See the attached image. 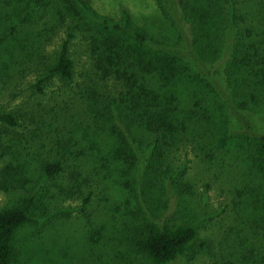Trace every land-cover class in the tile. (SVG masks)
Masks as SVG:
<instances>
[{"label": "rangeland", "instance_id": "374dc122", "mask_svg": "<svg viewBox=\"0 0 264 264\" xmlns=\"http://www.w3.org/2000/svg\"><path fill=\"white\" fill-rule=\"evenodd\" d=\"M259 2L264 14V0ZM198 3L207 20L199 28L208 33L206 45L213 48L221 14ZM12 25L18 26L16 36L0 48V112L14 113L17 125H0V212L27 196L36 200L35 222L14 238L12 264H150L134 246L145 217L191 222L211 244V251L194 261L180 258L173 264H213V240L217 243L221 227L232 222L229 213L237 192L248 184L251 188L257 173L251 171L245 148L224 141L235 135V119L220 117L202 83L187 82L181 111L211 129L213 140L187 139L167 160L177 173L188 170L187 194L166 186L165 192L143 197L138 182L146 160L137 171L128 168L114 153V138L91 111L92 100L106 90L93 65L91 43L101 47L100 38L107 33L129 49L140 30L152 45L171 46L186 55L192 37L188 26L184 23L182 37L154 0H0V35ZM69 25L75 36L74 79H54L38 93L33 84ZM116 26L119 31L113 30ZM257 110V128L264 132V111ZM54 161L62 162L64 172L48 178L43 167Z\"/></svg>", "mask_w": 264, "mask_h": 264}, {"label": "trees", "instance_id": "16d2710c", "mask_svg": "<svg viewBox=\"0 0 264 264\" xmlns=\"http://www.w3.org/2000/svg\"><path fill=\"white\" fill-rule=\"evenodd\" d=\"M154 1L172 26L177 24L182 37L187 29L184 23L188 26L191 50L182 55L171 46L152 45V40L140 30H135V45L129 49L107 37V33L100 38L101 47L91 43L93 65L106 86L100 99L92 100L93 116L114 138V153L128 168L137 171L141 161L146 160L147 166L141 165L142 177L138 182L143 197L155 190L165 192L167 187L187 194L191 189L186 178L188 170L177 173L167 160L173 159L170 154L187 139L213 140L211 129L181 111L183 86L196 80L202 83L220 117L231 115L237 122L233 138L224 141L233 140L245 148L252 161L251 171H257L254 185L251 188L245 185L237 192L239 199L232 203L229 213L232 222L221 227L217 243L213 240V264H264V132L257 128L260 118L259 111H255L258 108L264 111L262 4L259 0ZM199 1L209 5L215 14H221L216 36L213 35V48L206 45L208 33L199 28L200 23L207 21L206 17L203 20ZM21 21L24 24L27 19ZM17 32V25L9 26L0 35V48ZM74 38L69 25L66 38L33 84L38 93L54 79H74L71 55ZM250 63L257 65L258 70H250L256 69ZM0 125L16 126V115L0 112ZM43 171L48 178H54L64 172V166L61 161L47 162ZM89 200L90 195L85 198ZM35 206L34 196H27L0 212V264H12L14 238L19 230L35 222ZM134 246L150 264H173L180 258L192 262L211 251V244L200 238L195 224L149 217L142 219Z\"/></svg>", "mask_w": 264, "mask_h": 264}]
</instances>
